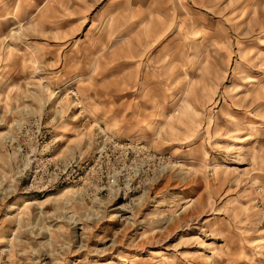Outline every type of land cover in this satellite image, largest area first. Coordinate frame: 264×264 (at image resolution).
I'll return each mask as SVG.
<instances>
[{
    "label": "rangeland",
    "instance_id": "1",
    "mask_svg": "<svg viewBox=\"0 0 264 264\" xmlns=\"http://www.w3.org/2000/svg\"><path fill=\"white\" fill-rule=\"evenodd\" d=\"M0 264H264V0H0Z\"/></svg>",
    "mask_w": 264,
    "mask_h": 264
},
{
    "label": "bare ground",
    "instance_id": "2",
    "mask_svg": "<svg viewBox=\"0 0 264 264\" xmlns=\"http://www.w3.org/2000/svg\"><path fill=\"white\" fill-rule=\"evenodd\" d=\"M239 142H241V141H239ZM238 151H240V150H238ZM192 201H193L192 199L189 200V202H192ZM201 201H202L201 198H199L197 202L194 201L195 203L193 204V207L190 209L191 211H189V213L186 212V210H183L184 213L182 212V214L179 215L180 217H177V219L179 220V222H181L183 224H188L192 220H194V219L196 220L197 218H199V214L196 215V213H197L196 209L198 208V206L201 203ZM30 205H32V202L27 203V206H30ZM16 210H19V208L18 207H15L12 211H16ZM210 248H213V247H210ZM209 259L210 258L208 256L205 257V260L206 261L209 260Z\"/></svg>",
    "mask_w": 264,
    "mask_h": 264
}]
</instances>
